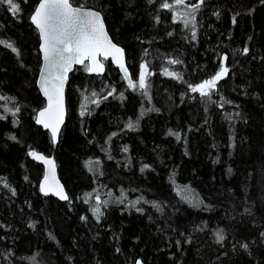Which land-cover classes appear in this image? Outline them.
<instances>
[{
    "label": "trees",
    "instance_id": "trees-1",
    "mask_svg": "<svg viewBox=\"0 0 264 264\" xmlns=\"http://www.w3.org/2000/svg\"><path fill=\"white\" fill-rule=\"evenodd\" d=\"M17 2L16 15L0 3V39L20 52L0 45V95L14 98L0 101V264H264V0H205L194 28L183 19L199 0L175 9L162 8L163 0H73L103 14L137 87L111 61L102 75L77 66L56 145L35 122L45 104L36 84L40 37L30 21L39 0ZM223 55L229 72L211 98L191 92ZM145 62L150 100L138 87ZM165 68L183 79L163 75ZM30 151L55 156L68 201L42 194L44 169ZM88 160L99 161L92 171ZM97 194L99 220L91 212ZM141 196L159 210L144 200L133 207Z\"/></svg>",
    "mask_w": 264,
    "mask_h": 264
},
{
    "label": "snow or ice",
    "instance_id": "snow-or-ice-1",
    "mask_svg": "<svg viewBox=\"0 0 264 264\" xmlns=\"http://www.w3.org/2000/svg\"><path fill=\"white\" fill-rule=\"evenodd\" d=\"M0 3L6 4L8 11H10L13 15L18 14L21 11L20 4L17 0H0ZM204 3L205 0H199L198 4L186 5V0H173L172 3H169L168 0H163L160 6L164 9H175L177 5H186L189 12L185 13V15H191L192 19H183V16H181L180 13L174 15V19H183L185 27H188L191 23L194 28V14ZM216 14L219 15V13ZM30 19L39 31L40 39L42 41L40 47L46 64V68L41 70L40 87L44 95L48 97V107L39 113L37 123L43 124L46 128H51L53 142L56 141L59 125L63 122V88L65 82L67 81V74L72 69L74 64L84 65L85 70L88 72H102L103 64L98 59V56L102 55L105 59L108 56H112V58L120 64V67L125 72V78L129 80V87H137V83L133 82L131 76L128 75L127 68L122 62L123 49L119 48L116 44H113L109 39L108 34L104 29V22L100 12L85 8L84 5L73 6V0H39L38 5L35 7ZM235 22V17H233V23ZM169 35H171V33H169ZM192 39H196V32L194 30L192 32ZM0 45L10 49L17 55V57H19L20 52L13 43L0 39ZM248 51L249 49L245 47L243 49V54H247ZM147 54V50H145V55ZM227 60L228 56L223 55L221 57V64L218 71H216L215 74L211 75L208 79H205L198 84H189V90L193 93H199L201 97L210 99L213 91L217 89L218 82L228 75L229 69L224 64V61ZM86 61H88V63H86ZM168 62L170 64L182 63L176 59H170ZM151 74L152 73L148 71V64L146 62L141 63L138 76V87L139 89L144 90V94L149 100L151 97L147 91L149 87L147 77ZM163 75L175 79H183L179 73L169 71L167 68L163 69ZM113 91L115 90L113 89ZM112 94L113 92H109L108 96H111ZM97 95L98 94L95 91L91 92L92 97ZM120 95L121 98H123V94L121 93ZM104 99H107V96H105ZM221 99L223 100V97H221ZM8 100H14V98L0 95V101ZM84 101L85 102L81 105V116H83L87 111L89 97L85 96ZM90 102L94 104L99 103L98 100H91ZM225 103H231V101H225ZM53 105L55 107H53ZM3 107L6 112L12 111V109L8 108L6 105ZM220 107H223V104H221ZM18 111L19 107H16L12 114L15 115ZM143 114L144 113L142 111L141 115ZM45 117H47V119H45ZM2 118L3 117H0V119ZM228 118L231 119V116ZM126 127L133 129L135 124L130 119L126 124ZM169 134L175 135L177 140L180 139L179 133H174L172 130H169ZM114 135H116V133H113V136ZM11 139L15 140L16 138L13 136ZM110 139L111 137H109V140ZM127 150V147L123 149L125 152ZM29 155L43 160L46 164L53 166V161L46 159L43 155L38 154L35 151H30ZM94 163L98 164L99 161L94 162L92 160H88L85 162L89 171L93 170ZM148 167L150 166L144 165V168ZM141 171H143V168ZM228 171L231 172V169ZM0 180H4V178H0ZM4 186L8 187L6 181H4ZM11 191L13 195L16 194L14 188L11 189ZM41 191L44 192L45 195L48 194V190H46L44 185L41 186ZM54 194L58 195L61 199H68V196L63 192L62 188ZM121 196L124 197L123 191L121 192ZM91 197L92 193H86L85 203H88ZM95 199L98 203L91 208V212L92 215L99 220L103 213L101 212L100 197L98 194ZM141 200H144L143 196L139 197L135 201H131L130 203L133 207H135V205ZM119 202L123 203V199H119ZM103 203L106 205L108 202L103 201ZM144 203H152L153 206L157 207L159 210V206L155 201L149 202L144 200ZM199 203H203V201H199ZM137 211L143 212V209L138 208ZM245 211H247V209H245ZM81 219H86V217H81ZM261 235L264 236V233H261ZM215 236L216 243L218 244H221L225 240V235L222 229L217 230L215 232ZM177 244H179V241H177ZM242 247L247 249L248 244L245 243ZM117 251H119V249H117ZM135 264H142V262L137 260Z\"/></svg>",
    "mask_w": 264,
    "mask_h": 264
},
{
    "label": "water",
    "instance_id": "water-1",
    "mask_svg": "<svg viewBox=\"0 0 264 264\" xmlns=\"http://www.w3.org/2000/svg\"><path fill=\"white\" fill-rule=\"evenodd\" d=\"M73 6H78V5H74ZM85 8H88V9H91L93 11H98V10H95L93 8H89V7H85ZM100 12V11H98ZM100 15L103 19V22H104V29L105 31L107 32L108 34V37L109 39L112 41L113 44H116L119 48H122L123 49V56H122V62L123 64L125 65V67L127 68V72H128V75L131 76L132 78V74H131V71H130V68H129V65H128V60H127V56H126V51L125 49L120 45L118 44L112 37V35L110 34L109 30H108V27H107V24H106V21L103 17V14L100 12ZM32 21V20H31ZM33 23V22H32ZM33 25L35 26V24L33 23ZM36 28V26H35ZM37 29V28H36ZM38 30V29H37ZM39 33V31H38ZM39 37H40V34H39ZM42 41L40 39V45H41ZM39 45V50H40V54H41V67H40V70H39V73H38V79H37V87L42 95V97L44 98L45 100V105L37 112V115H36V123H37V119L39 118V113L44 110L45 108L48 107V97H46L40 87V81H41V70L42 69H45L46 68V64H45V61L43 59V53L41 51V47ZM98 59L101 61V63L103 64V71L102 72H89L90 74H95V75H102L105 73L106 71V64L104 63V60H109L112 62V64L117 67L120 71V73L122 74L123 78L127 81V83L129 84V80L125 78V72L123 71V69L120 67V64L112 58V56H108L106 59L101 55V56H98ZM88 63V61H86ZM77 66H82V65H79V64H74L72 66V69L68 72L67 74V81L65 82L64 84V88H63V99H64V116H63V122L59 125V131H58V134H57V139L55 141V143L58 142L59 140V134L60 132L62 131L65 123H66V120H67V116H68V105H67V87H68V84H69V80H70V75L71 73L75 70V68ZM133 80V78H132ZM53 107H55L53 105ZM45 119H47V117H45ZM39 126H41L44 130L48 131L50 133V135L52 136V133H51V128H46L44 127L43 124L41 123H37ZM37 152L38 154H41L43 155L46 159H50L51 161H53V166H50L48 164H46L43 160H40V159H37V158H34L32 156V158L39 162L41 165H43L44 167V174L43 176L41 177L40 179V182H39V187H40V190H41V186L44 185L46 190H48V194L47 196H54L56 198H58L59 200L61 201H66L68 199H61L58 195H55L54 193L56 191H59L61 188L63 189V192L68 196V191L66 189V186L64 184V182L61 180L60 176H59V170H58V164H57V161L55 160L54 156L52 155H46L45 153L43 152H40V151H35ZM42 192V191H41ZM44 194V192H42ZM45 195V194H44ZM69 197V196H68Z\"/></svg>",
    "mask_w": 264,
    "mask_h": 264
},
{
    "label": "bare ground",
    "instance_id": "bare-ground-1",
    "mask_svg": "<svg viewBox=\"0 0 264 264\" xmlns=\"http://www.w3.org/2000/svg\"><path fill=\"white\" fill-rule=\"evenodd\" d=\"M38 5V4H37ZM75 5V4H74ZM86 7V6H85ZM90 8V7H89ZM94 9V8H93ZM95 10H97V9H95ZM99 11V10H98ZM31 17V16H30ZM30 21H31V19H30ZM31 23H32V21H31ZM33 24V23H32ZM40 51V50H39ZM40 67H41V65H40ZM40 70V69H39ZM37 79H38V75H37V78H36V84H37ZM68 88V87H67ZM45 105V104H44ZM35 122H36V118H35ZM37 124V123H36ZM38 125V124H37ZM41 127V126H40ZM61 133H62V131L60 132V134L59 135H61ZM51 138H52V136H51ZM59 139H60V136H59ZM52 141H53V139H52ZM59 141V140H58ZM58 143V142H57ZM57 143H55V142H53V144H57ZM53 156V155H52ZM54 158H55V156H54ZM55 160H56V158H55ZM43 166V165H42ZM43 169H44V167H43ZM58 170H59V167H58ZM62 180V179H61ZM43 194V193H42ZM68 196H69V193H68ZM69 198H70V196L68 197V200H69ZM58 199V198H57ZM68 200H66V201H68Z\"/></svg>",
    "mask_w": 264,
    "mask_h": 264
}]
</instances>
